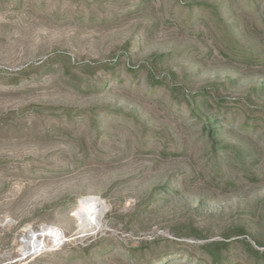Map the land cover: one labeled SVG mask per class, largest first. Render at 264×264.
<instances>
[{
  "label": "rangeland",
  "instance_id": "1",
  "mask_svg": "<svg viewBox=\"0 0 264 264\" xmlns=\"http://www.w3.org/2000/svg\"><path fill=\"white\" fill-rule=\"evenodd\" d=\"M208 244L264 264V0H0V264Z\"/></svg>",
  "mask_w": 264,
  "mask_h": 264
},
{
  "label": "bare ground",
  "instance_id": "2",
  "mask_svg": "<svg viewBox=\"0 0 264 264\" xmlns=\"http://www.w3.org/2000/svg\"><path fill=\"white\" fill-rule=\"evenodd\" d=\"M94 207H95V206H93V207L90 209V212H91V213L88 215L89 218H88L87 220H85V222H88L89 225L92 224L93 222H95V221L98 219V217H99V212L97 211V209H94ZM97 215H98V217L96 218ZM85 216H86V218H87V215H85ZM84 219H85V218H84ZM48 230H49V229H48ZM38 232L40 233L41 231H38ZM35 235H36V234H35ZM35 235H33V236L31 235V243H30V246H32L33 244H35V243H34V240H37V242L39 243V242L41 241V240H40L41 237L44 236V235H46V234L44 233V235H40L41 237L37 234V236H36L37 239L34 238ZM47 236H48V235H47ZM59 240H60V239H59ZM37 242H36V244H37Z\"/></svg>",
  "mask_w": 264,
  "mask_h": 264
},
{
  "label": "trees",
  "instance_id": "3",
  "mask_svg": "<svg viewBox=\"0 0 264 264\" xmlns=\"http://www.w3.org/2000/svg\"><path fill=\"white\" fill-rule=\"evenodd\" d=\"M214 122V120H210L208 121V123L206 124L207 128ZM212 244H208L206 246H204V249L206 250L207 254L210 255L212 257V262L217 264L220 261V257L218 255H216V253L214 251H210L209 249L212 247Z\"/></svg>",
  "mask_w": 264,
  "mask_h": 264
}]
</instances>
